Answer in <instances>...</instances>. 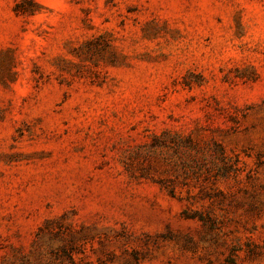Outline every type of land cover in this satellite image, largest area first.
<instances>
[{"label":"rangeland","instance_id":"1","mask_svg":"<svg viewBox=\"0 0 264 264\" xmlns=\"http://www.w3.org/2000/svg\"><path fill=\"white\" fill-rule=\"evenodd\" d=\"M0 264H264V0H0Z\"/></svg>","mask_w":264,"mask_h":264}]
</instances>
